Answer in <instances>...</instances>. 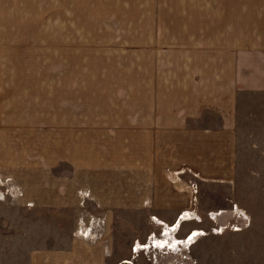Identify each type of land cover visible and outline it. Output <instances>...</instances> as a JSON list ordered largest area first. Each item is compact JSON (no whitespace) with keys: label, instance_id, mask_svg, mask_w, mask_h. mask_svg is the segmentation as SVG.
I'll use <instances>...</instances> for the list:
<instances>
[{"label":"crops","instance_id":"crops-1","mask_svg":"<svg viewBox=\"0 0 264 264\" xmlns=\"http://www.w3.org/2000/svg\"><path fill=\"white\" fill-rule=\"evenodd\" d=\"M52 13L35 43L65 68L0 70V264H140L136 243L233 216L240 153H264V0Z\"/></svg>","mask_w":264,"mask_h":264},{"label":"rangeland","instance_id":"rangeland-1","mask_svg":"<svg viewBox=\"0 0 264 264\" xmlns=\"http://www.w3.org/2000/svg\"><path fill=\"white\" fill-rule=\"evenodd\" d=\"M53 20L52 0H0V70L65 68L64 63L51 60L50 44L35 43L37 34L41 37L50 32L41 28L50 26ZM71 68H75L74 63ZM240 161L237 179L233 182L236 213L225 220L203 224L199 221L203 228L195 231L198 236L191 241L193 245L199 239V248L186 247L177 241L185 239L175 236H170L173 241L150 238L141 245L136 243L135 246L143 249L138 252L140 264H159L161 259L169 264H264V153H240ZM0 192L3 193L0 200H4L5 194ZM218 207L220 211L215 215L227 212L223 211V205ZM120 234V240L126 242L132 230L124 224ZM154 241L161 242L163 247L153 246ZM173 242L179 243L178 246H172Z\"/></svg>","mask_w":264,"mask_h":264},{"label":"built area","instance_id":"built-area-1","mask_svg":"<svg viewBox=\"0 0 264 264\" xmlns=\"http://www.w3.org/2000/svg\"><path fill=\"white\" fill-rule=\"evenodd\" d=\"M193 191H194V193L195 194H197V192H198V190H197V187L195 186V187H193ZM3 196V193H1L0 192V197H2ZM195 202H196V199H194V204H195ZM180 220L181 221H186V220H200V217L199 216H197V213L195 212V211H191L190 213H186V214H182L181 216H180ZM177 229V227H175V226H173V227H171V231H172V233H175L174 231ZM201 232V231H200ZM172 236L174 237V235L172 234ZM197 236V233H195V232H193V233H191L184 241H179V240H177L179 243H182V244H184L185 246H188V245H191V241H193V237H196ZM172 237V238H173ZM163 238H167L168 239V241H173L171 238H170V234H167V235H165V237H163ZM179 243H172V246H178L177 244H179ZM163 244H165V243H163ZM146 247H148L147 245H145ZM153 246H160V247H163L162 245H161V242H159V243H157V242H153ZM144 247V246H143ZM165 248V247H164ZM143 249H141V247L138 245V246H135L134 247V251H135V253L137 254L138 252H140V251H142ZM147 251H150V249H146ZM123 264H128V262H125V263H123Z\"/></svg>","mask_w":264,"mask_h":264}]
</instances>
